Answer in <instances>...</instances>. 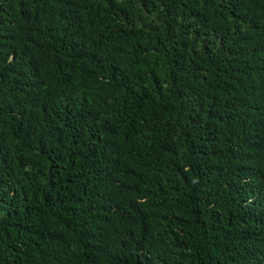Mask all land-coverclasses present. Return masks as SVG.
Segmentation results:
<instances>
[{
    "label": "trees",
    "instance_id": "obj_1",
    "mask_svg": "<svg viewBox=\"0 0 264 264\" xmlns=\"http://www.w3.org/2000/svg\"><path fill=\"white\" fill-rule=\"evenodd\" d=\"M0 264H264V0H0Z\"/></svg>",
    "mask_w": 264,
    "mask_h": 264
}]
</instances>
